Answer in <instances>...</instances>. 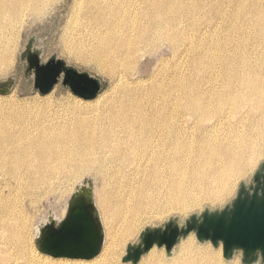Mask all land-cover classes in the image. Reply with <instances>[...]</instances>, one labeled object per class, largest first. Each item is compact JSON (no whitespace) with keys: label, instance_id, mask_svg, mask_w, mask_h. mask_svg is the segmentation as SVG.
<instances>
[{"label":"rangeland","instance_id":"obj_1","mask_svg":"<svg viewBox=\"0 0 264 264\" xmlns=\"http://www.w3.org/2000/svg\"><path fill=\"white\" fill-rule=\"evenodd\" d=\"M175 1L176 0H52L42 11L37 13L23 11L22 14L24 15H22V20L19 21L18 27L7 32L9 38H13L14 41V45L12 46V64L9 71L0 76V88L9 87L11 92L7 96H0V98L6 99L14 95V100L19 105L35 104L43 108H50V111H59L60 113L62 109L63 111L66 110L70 112L71 110L74 111L75 108H80L81 111H79L77 115L79 116L80 114L83 117L89 116L90 118L88 117V119H93L96 114L102 112L107 114L114 111L117 113L118 123L111 128L109 127L110 130H106V136L108 138L107 144L109 145L111 143H116V136L119 137V140L123 141L122 145L129 137L131 139L132 133L130 136V130L132 132V129L133 131H139L140 129L139 123L141 122L138 118L141 114H146L149 121L154 119V116H157L159 119L166 117V120H174L179 130H184L186 128L185 131L189 132L190 137H192V134L196 136L197 131L200 129L213 133V128L217 126H219L220 131H225L227 133L231 130L248 132V129H250L249 123L255 121L254 128L256 133L258 132V136L254 137L249 134L245 138H247V140L249 139L251 142H256L259 146L258 152L256 155H252L254 157L251 156L252 159L250 158L249 162L245 165V172L243 175H238L237 173L233 175L232 173L228 177L231 180L233 179V181L229 179V184L231 182L232 185L230 191L228 193H223V189L220 190L212 186L205 187L202 185L204 182L207 183L212 176L213 169L211 168V160H202L201 164H204L203 167H198L197 165H192V159H186V157L181 158V166L188 164L192 165V167H182L179 174L180 192L192 193V196L186 203L188 206L186 210L188 211L182 212L177 203L169 207L166 203L169 195L163 194L164 204L160 212L164 215L160 217L155 216L154 218L153 216L152 218L143 217L141 219L135 227V236L131 238L132 240L129 239L124 242L119 254L118 264H125L122 263V259L126 254L127 246L130 244L136 245L139 242L140 234L146 228L161 227L173 218H178L179 224L183 225L184 221L193 214H201L206 209H223L235 199L241 183L247 185L251 183L254 173L264 162V98L261 96L264 94V91L261 95H254V97L250 98L248 92L249 88L247 86L244 87L242 92L245 95L243 99H245L246 102L241 98L240 103H242V106H238L236 103L225 106L219 101L223 95V88L226 83L225 78L228 59L232 60V62H236L235 66H237L238 61L242 59L247 60V68L251 72L258 70L262 62L264 64V31L257 26L256 23L247 25L246 22L240 20L242 15L248 13L252 14V12L249 11L250 7L254 2L259 3L260 0H231V2L230 0H179L180 4L173 6ZM262 3L264 4V0L260 1V5H263ZM228 11L231 12L229 13ZM169 21H171V23ZM208 22L210 24H208ZM177 24L178 26H176ZM227 24L230 25L227 26ZM208 25H211V27ZM106 32L107 35L105 34ZM146 35L147 40H141L142 36ZM29 42L33 43L34 51L40 54L42 62L46 63L52 58H59L79 72L88 73L99 79L102 84V90L99 95L94 100H84L74 95L71 90L64 87L62 83H58L46 96L40 95L39 92H34L33 77L32 75H26L27 60L26 58L22 59L27 52L26 47ZM100 45L102 46L99 47ZM99 48H101V51H98ZM137 49L138 52L134 54ZM82 51L84 55H82ZM8 84L10 86H8ZM135 84H137L138 87ZM211 87L215 92L211 91ZM48 98L49 101H44ZM141 101L142 103H140ZM210 102H213V104ZM240 107L243 108L241 109ZM101 108H103V110ZM161 111H163V115L159 117L158 114H160ZM197 111H199L200 114H198L199 112ZM211 113H218V117L212 118ZM200 117L202 118L200 119ZM132 121L135 127H132ZM220 122L221 124H219ZM111 136L115 137V139ZM195 136L194 138L197 139ZM150 138L153 139V137ZM136 141L137 139L135 138V142ZM217 141L218 139L216 142ZM197 142L198 141H196V144ZM236 156L237 152L224 155L225 159H228L230 162H233ZM249 156L250 154H248V157ZM107 157L109 158H107L106 167L109 171L112 161L110 155ZM240 164H242V162ZM110 174L91 171V173L79 177L78 180L69 181L65 176H60L58 179L53 180L57 187L62 186V188L55 193L51 191V193H45L46 195H44L42 202L39 204V208L41 209H38V211L40 214L41 212L44 213L47 211L48 216L46 219L44 218L41 220V223L39 222L37 224V231L31 230L30 238L32 239H30L28 244L24 247L25 252L28 254L34 252L35 256L41 262L44 261L43 257H49V259L54 261L58 260L38 250L36 236L39 235L40 226L46 223L48 218L53 217L62 219L66 216L67 203L83 182H90L92 184L94 194L101 187L100 190H105L106 194H110L113 197H111L112 202L110 205L113 211L111 218L103 216V213H101L100 209L97 207L104 228V248L108 242V231L114 228L115 230L118 229L120 233L122 228L119 226L127 220L125 217H121L122 215L119 213L121 207L117 199L121 200V198H126V200H124L125 207L123 209L127 207V210L129 208L131 209V199H133L131 196L130 199L129 197L127 198V194L124 191L118 192L116 187L113 186L116 184L108 186L111 179ZM127 177L133 176L128 173ZM197 187L201 188L202 192L199 193L197 191L195 193ZM230 192L232 193L230 194ZM198 194L201 196L199 197ZM214 195L218 197L217 200L213 199ZM57 199L61 200V202H59L61 203L59 212H57L55 207ZM191 238L196 249L208 247L210 251H219V249L214 248L210 242L204 244L198 242L195 235ZM181 242L186 243L188 240L182 239L172 251L173 254L171 257H173L174 254L175 256L177 255L178 249L180 245H182ZM156 250L157 252H163L164 257L162 261L167 263L169 256L165 248L159 249L155 246L152 251ZM149 254L145 255L142 259H146ZM222 254L223 250L220 254V260H222L223 264H234L236 261L235 264H242L241 252L230 261L225 260ZM1 256L2 254L0 253V257ZM23 261V258L20 257L21 264H24Z\"/></svg>","mask_w":264,"mask_h":264},{"label":"bare ground","instance_id":"obj_2","mask_svg":"<svg viewBox=\"0 0 264 264\" xmlns=\"http://www.w3.org/2000/svg\"><path fill=\"white\" fill-rule=\"evenodd\" d=\"M51 1L52 0H0V76L6 74L12 64V46L14 45V41L13 38H9L7 32L18 27V23L22 20V15H24L22 14L23 11L37 13L42 11ZM260 1L259 3L254 2L250 7L249 11H251L252 14H244L240 20L246 22L247 25L256 23V25L264 31V4L262 3L263 5H260ZM179 4V0H176L173 6ZM169 22L171 23V21ZM208 24L210 23L208 22ZM229 25L227 24V26ZM176 26H178V24ZM209 27H211V25ZM105 34L107 35V32ZM144 39L147 40V35L142 36L141 40ZM101 46L102 45L99 47ZM100 49L101 48H99L98 51H101ZM137 52L138 49L135 50L134 54ZM81 53H83V51ZM82 55H84V53ZM235 64L236 62H232V60L228 59L225 78L226 83L223 88V95L221 99H219L225 106L235 103L238 106H242V103H240L241 98L246 102V100L243 99L245 95L242 89L246 86L249 88L248 92L250 98L254 97V95H261L264 91L263 62L259 66V69L253 72L247 68V60L245 59L238 61L237 66H235ZM137 84L135 85L137 86ZM211 91H214V89L212 88ZM261 96L264 98V94ZM44 101H49V98ZM140 103H142V101ZM210 103L213 104V102ZM101 109L103 110V108ZM79 111H81L80 108H75L74 111L71 110L70 112L66 110L63 111L62 109L60 113L59 111H50V108H43L35 104L19 105L14 100V95L6 99L0 98V253L2 254L0 257V264H21L20 257L23 258L24 264H118L119 254L124 242L135 236V227L141 219L143 217L152 218L153 216L154 218L155 216L160 217L164 215L160 212L164 204L163 194L169 195L167 197L168 200L166 199V203L169 207L177 203L182 212L188 211L186 210L188 208L186 203L192 196V193L180 192L179 174L182 167H192V165L203 167L204 164H201L202 160H211V168L213 169L212 176L207 183L204 182L202 185L205 187L212 186L220 190L223 189V193H228L232 186L231 182L229 184L230 178L228 177L232 173L233 175L236 173L238 175H243L245 172V165L249 162L251 156L256 155L258 152L259 146L256 142H251L249 139L247 140V138H245L249 134L254 137L258 136V132L256 133L254 128L255 121L249 123L250 129H248V132L231 130L232 132L230 131L227 133L225 131H220L219 126H217L218 128L213 126L217 128H213L214 134L200 129L197 131L196 136L192 134V137H190L189 132L185 131L186 128H183L184 130H179L174 120H166V117L159 119L157 116H154V119L149 121L146 114H141L138 118L141 122L139 123L140 129L139 131H133L132 129V132L130 130V136L132 133L131 139L129 137L122 145L123 141L119 140L118 136H116V139L111 136L115 139L116 143H111L109 145L107 144L108 138L106 136V130H110L111 127L118 123L117 113L113 111L105 114L101 111L102 113L96 114L93 119H88L89 116L83 117L80 114L78 116L77 113ZM198 114H200V112ZM158 115L159 117L163 115V111ZM211 116L212 118H217L218 113H211ZM201 118L202 117H200V119ZM219 124H221V122ZM132 127H135L133 126V121ZM194 136L197 137V139L194 138ZM150 137H153L154 140ZM135 138L137 139L136 142ZM217 139L218 141L216 142ZM196 141H198L197 144ZM234 152H237V156L234 158L233 162L225 159L224 155ZM248 154H250L249 157ZM109 155L111 156L112 163L111 169L108 171L106 161ZM183 157L192 159V165L188 164L181 166V158ZM241 162L242 164H240ZM91 171L97 173H111L108 186L116 184L113 186L116 187L118 192L124 191L127 194V198L129 197L130 199V196L133 198L131 199V209L129 208L128 210L127 207L123 209L125 207L124 200H126V198H121V200L117 199L121 207L119 213L122 215L121 217L127 219V223L123 222L119 226L122 228V231L119 233L118 229L115 230L111 228L107 234V244L97 258L95 257L92 260L58 259L54 261L49 259V257H43L44 261L42 260L43 262H41L35 256L34 252H31V254L26 253L24 247L28 244L29 240L32 239L30 238L31 230L37 231V224L48 216L47 211L44 213L40 211L41 214L38 211V209H41L39 208V204L42 202L44 195H46L45 193H55L62 188V186L57 187L53 180L58 179L60 176H65L69 181L78 180L79 177L91 173ZM128 173L133 177H127ZM231 181H233V179ZM100 188L95 193L96 205L101 213H103V216L111 218L113 211L110 205L113 197L110 194H106L105 190H100ZM197 191L200 193L202 189L197 187L195 193ZM231 193L232 192H230V194ZM213 199L217 200L218 197L214 195ZM59 202H61V200L57 199L55 204L57 212H59L61 208V203ZM194 235L195 234L192 233V235L190 234L189 236L192 237ZM189 236L186 238L188 242H181L182 245H180L177 255L175 256L174 254L175 257H171L173 253L168 255L169 259H167V263L162 261L164 257L163 252H157V250L152 251V249V252L150 251L151 253H148L149 256L146 259H142L139 264H223L222 260H220V254L223 250L222 245H220L218 248L219 251L217 252L210 251L208 247L196 249L192 238Z\"/></svg>","mask_w":264,"mask_h":264},{"label":"water","instance_id":"obj_3","mask_svg":"<svg viewBox=\"0 0 264 264\" xmlns=\"http://www.w3.org/2000/svg\"><path fill=\"white\" fill-rule=\"evenodd\" d=\"M26 51L28 57L25 54L22 59L26 58L28 63L26 75L34 76V92L46 96L62 78V85L84 100H94L101 92L99 79L79 72L62 59L52 58L42 63L32 42ZM30 57L35 63H31ZM10 92L9 87L0 88V96ZM39 230L36 245L45 255L73 260L97 257L104 246L105 234L92 184L83 182L69 199L66 216L50 217ZM192 233L202 244L210 242L216 249L222 245L227 261L241 252L242 264H264V162L251 183H241L235 199L223 209L193 214L183 225L178 218H173L161 227L146 228L136 245L127 246L122 263L139 264L155 246L165 248L171 255L180 241Z\"/></svg>","mask_w":264,"mask_h":264},{"label":"flooded vegetation","instance_id":"obj_4","mask_svg":"<svg viewBox=\"0 0 264 264\" xmlns=\"http://www.w3.org/2000/svg\"><path fill=\"white\" fill-rule=\"evenodd\" d=\"M26 57H28V54H26ZM31 58V57H30ZM31 63H35L34 62V60L31 58ZM42 63H44V62H42ZM47 63V62H46ZM45 64V63H44ZM27 68H28V63H27ZM31 75V74H30ZM32 77H33V84H34V76L32 75ZM62 81H63V78L62 79H60V82L59 83H62Z\"/></svg>","mask_w":264,"mask_h":264}]
</instances>
